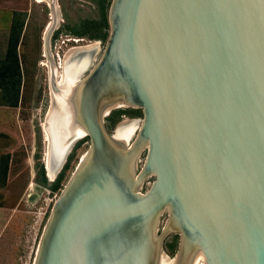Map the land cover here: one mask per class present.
Returning a JSON list of instances; mask_svg holds the SVG:
<instances>
[{
	"label": "water",
	"instance_id": "water-1",
	"mask_svg": "<svg viewBox=\"0 0 264 264\" xmlns=\"http://www.w3.org/2000/svg\"><path fill=\"white\" fill-rule=\"evenodd\" d=\"M106 20L97 60L82 75L98 46L67 49L59 85L52 24L41 36L49 175L88 144L31 264H264V0H110ZM117 108L141 118L109 133Z\"/></svg>",
	"mask_w": 264,
	"mask_h": 264
},
{
	"label": "rangeland",
	"instance_id": "rangeland-1",
	"mask_svg": "<svg viewBox=\"0 0 264 264\" xmlns=\"http://www.w3.org/2000/svg\"><path fill=\"white\" fill-rule=\"evenodd\" d=\"M109 1L54 0L57 21L49 42L55 64L59 65L70 47L94 42L98 50L89 66L97 60L108 32ZM50 20V0H0V101L9 112L8 117L4 111L1 115L7 118L0 133V264H31L51 205L88 144L86 137L76 140L55 176L47 175L45 118L51 96L41 36ZM70 38L80 41L73 43ZM133 110H112L120 117L113 125L105 118L107 131L113 133L122 120L140 119L141 114ZM150 181L147 178L145 183ZM176 241L177 235L165 237L163 252L168 257L173 255ZM173 242L171 249L168 245Z\"/></svg>",
	"mask_w": 264,
	"mask_h": 264
},
{
	"label": "bare ground",
	"instance_id": "bare-ground-1",
	"mask_svg": "<svg viewBox=\"0 0 264 264\" xmlns=\"http://www.w3.org/2000/svg\"><path fill=\"white\" fill-rule=\"evenodd\" d=\"M39 1H41V0H39ZM57 4V3H56ZM51 19H52V13H51ZM56 21H57V16L55 15V23L54 24H52V22H51V20L48 22V27L51 25L53 28H54V26H55V24H56ZM74 41V43H77V42H79L80 41V39H74L73 40ZM93 45H97V42H94V43H91V44H88V45H86V46H74V47H70V48H85V47H91V46H93ZM42 51H43V56L45 57V54H44V50H43V48H42ZM94 56H95V54H94ZM94 56H93V59H94ZM55 59V58H54ZM60 59L62 60V56L60 57ZM93 59H92V61H93ZM61 60L59 61V65H58V63L56 62V70H55V85H59L60 84V80H61V71H59V68L58 67H60V69H61ZM91 61V62H92ZM44 64L45 65H47V63L46 62H44ZM90 67V66H89ZM87 72V71H86ZM82 76V75H81ZM81 76H79L78 77V79H80V77ZM50 87V86H49ZM50 96H51V108H50V110H49V112H47L48 114L46 115V118H45V122H46V119L48 118V116L50 115V113H51V111H52V105H53V98H52V94H51V90H50ZM138 125V124H137ZM46 128V127H45ZM46 130V129H45ZM46 140L49 142V139H48V134H47V131H46ZM76 141V140H75ZM74 141V142H75ZM48 150V149H47ZM47 155V154H46ZM62 164V163H61ZM60 164V165H61ZM60 165H59V167H60ZM59 167L56 169V171L50 176L49 175V171H48V163H47V161H46V166H45V169H46V171H47V175L48 176H50V177H54L55 176V174L57 173V171H58V169H59ZM170 258V257H169ZM200 264H203L202 262H200Z\"/></svg>",
	"mask_w": 264,
	"mask_h": 264
},
{
	"label": "trees",
	"instance_id": "trees-1",
	"mask_svg": "<svg viewBox=\"0 0 264 264\" xmlns=\"http://www.w3.org/2000/svg\"><path fill=\"white\" fill-rule=\"evenodd\" d=\"M109 2H110V1H109ZM108 5H109V4H108ZM15 14H16V12H13V15H15ZM90 22H91V21H90ZM74 33H75V34H82L81 31H74ZM1 103H2V101H1ZM10 105H11V104H10ZM13 105H15V104H13ZM133 112L136 113V114H137V113H138V114H141L139 109H134ZM119 117H120V114L115 113L114 111H111V112L108 114V116L106 117V119L109 121L110 124L113 125L116 121H118ZM86 139H87V138H86ZM174 235H175V234H174ZM176 242H177V241H176ZM174 243H175V242L169 244L168 246L172 249ZM174 248H175V247H174Z\"/></svg>",
	"mask_w": 264,
	"mask_h": 264
},
{
	"label": "crops",
	"instance_id": "crops-1",
	"mask_svg": "<svg viewBox=\"0 0 264 264\" xmlns=\"http://www.w3.org/2000/svg\"><path fill=\"white\" fill-rule=\"evenodd\" d=\"M11 106H14V105H11ZM4 108H9V106L8 107L4 106ZM2 111H4V113H7V117L9 116V112L7 110L3 109V104L0 101V133L2 131V127L1 126H4L2 121H3L4 118H7V117L2 118V116H1L2 115ZM1 141L2 140H1V137H0V146H1ZM0 150H1V147H0ZM6 153H8V152H6Z\"/></svg>",
	"mask_w": 264,
	"mask_h": 264
},
{
	"label": "built area",
	"instance_id": "built-area-1",
	"mask_svg": "<svg viewBox=\"0 0 264 264\" xmlns=\"http://www.w3.org/2000/svg\"><path fill=\"white\" fill-rule=\"evenodd\" d=\"M67 40H68V39H67ZM69 40H71V41L74 43V41H73L74 39L70 38Z\"/></svg>",
	"mask_w": 264,
	"mask_h": 264
},
{
	"label": "flooded vegetation",
	"instance_id": "flooded-vegetation-1",
	"mask_svg": "<svg viewBox=\"0 0 264 264\" xmlns=\"http://www.w3.org/2000/svg\"><path fill=\"white\" fill-rule=\"evenodd\" d=\"M72 46H74V45H72ZM50 107H51V106H50ZM50 107H49V108H50Z\"/></svg>",
	"mask_w": 264,
	"mask_h": 264
}]
</instances>
